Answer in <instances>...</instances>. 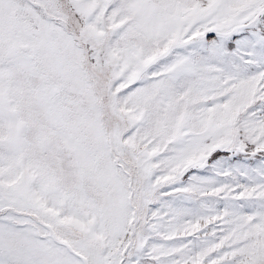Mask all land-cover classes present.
<instances>
[{
  "label": "snow or ice",
  "instance_id": "1",
  "mask_svg": "<svg viewBox=\"0 0 264 264\" xmlns=\"http://www.w3.org/2000/svg\"><path fill=\"white\" fill-rule=\"evenodd\" d=\"M0 264H264V0H0Z\"/></svg>",
  "mask_w": 264,
  "mask_h": 264
}]
</instances>
